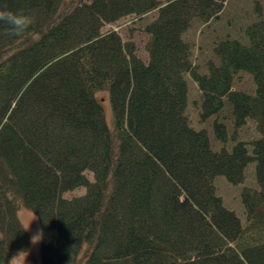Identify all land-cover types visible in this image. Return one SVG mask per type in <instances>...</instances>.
<instances>
[{
  "label": "trees",
  "instance_id": "trees-1",
  "mask_svg": "<svg viewBox=\"0 0 264 264\" xmlns=\"http://www.w3.org/2000/svg\"><path fill=\"white\" fill-rule=\"evenodd\" d=\"M230 1L0 0L34 20L21 37L0 23V264L31 249L21 208L43 229L41 264H264V11L247 44L214 42L206 73L184 39ZM155 12L147 61L107 31ZM240 74L254 92L235 89ZM189 78L219 152L186 115ZM225 113L256 137L230 140ZM250 169L261 190L242 191L243 227L215 181L242 185Z\"/></svg>",
  "mask_w": 264,
  "mask_h": 264
},
{
  "label": "rangeland",
  "instance_id": "rangeland-1",
  "mask_svg": "<svg viewBox=\"0 0 264 264\" xmlns=\"http://www.w3.org/2000/svg\"><path fill=\"white\" fill-rule=\"evenodd\" d=\"M260 5L264 11V0H231L226 6L222 14V18L218 23L211 22L205 24L199 20H195L190 30L186 33L184 39L191 46L192 60L195 66L203 74L207 71L208 63L214 59L213 47L214 42H219L226 35L231 36L233 39L241 40L243 44H247V38L245 37V29L257 21L255 15V7ZM158 13H152L145 17L141 21H136L133 18H129L114 25L109 30L118 32L126 42L133 41L138 49V55L144 61H147V54L145 47L148 41V37L142 32V29L157 19ZM189 83V104L186 111V115L191 124L196 129H204L209 136L210 144L215 152H219L221 147L216 140L213 133V123L217 118H212L208 122L202 124L199 120L198 106L200 105L201 95L195 83L188 79ZM235 89L238 91L254 92V83L250 76L246 74H240L236 78ZM105 115L110 127L112 123V110L110 103H105ZM226 117L225 125L228 130L229 139L234 137L243 138L246 140L256 137L255 129L253 125H249L246 129L236 133L233 127V122L228 113L224 114ZM224 117H219L220 120ZM215 188L218 198L221 199L223 206L230 212L234 213L241 221L242 226H246L247 216L242 203V191L245 188L260 191V186L255 181L254 170L250 169L247 174L246 181L239 186L230 185L226 179L217 178L215 181ZM85 194V191L79 190L68 194L67 198L80 197ZM18 218L27 230L28 223L35 219V215L28 210L21 208L18 212ZM41 229L39 220L33 222L31 229L27 231L30 239L37 231ZM12 264H41V242L33 244L31 242V249L29 252L19 255Z\"/></svg>",
  "mask_w": 264,
  "mask_h": 264
},
{
  "label": "clouds",
  "instance_id": "clouds-1",
  "mask_svg": "<svg viewBox=\"0 0 264 264\" xmlns=\"http://www.w3.org/2000/svg\"><path fill=\"white\" fill-rule=\"evenodd\" d=\"M33 22H34L33 18L25 15L23 11L7 10L6 6L4 10H0V23L7 25L9 33L16 37L23 36L24 33L30 29ZM36 220H37V217L35 216V219L31 220L28 223L26 231H29L31 229L33 222H35ZM46 225L47 223H45V226ZM43 235H44L43 229H40L39 231H37V233L33 235L31 242L33 244H38L43 239ZM19 254L13 257L9 261V264H12V261L16 260Z\"/></svg>",
  "mask_w": 264,
  "mask_h": 264
}]
</instances>
